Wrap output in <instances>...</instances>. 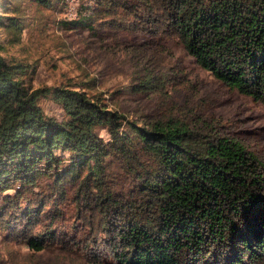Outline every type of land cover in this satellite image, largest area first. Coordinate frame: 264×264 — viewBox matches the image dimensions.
<instances>
[{
	"label": "trees",
	"instance_id": "trees-1",
	"mask_svg": "<svg viewBox=\"0 0 264 264\" xmlns=\"http://www.w3.org/2000/svg\"><path fill=\"white\" fill-rule=\"evenodd\" d=\"M22 1L0 0V227L33 250L64 246L70 206L74 243L102 244L116 264H264V155L209 127L129 120L83 91L35 88L34 66L8 49L28 24ZM60 24L176 40L264 105V0H85ZM161 85L149 75L136 91ZM47 98L62 120L46 114Z\"/></svg>",
	"mask_w": 264,
	"mask_h": 264
},
{
	"label": "rangeland",
	"instance_id": "rangeland-1",
	"mask_svg": "<svg viewBox=\"0 0 264 264\" xmlns=\"http://www.w3.org/2000/svg\"><path fill=\"white\" fill-rule=\"evenodd\" d=\"M84 1L53 0V9L21 2L29 13L28 24L21 43L8 49L12 59L34 66L35 88L83 91L129 120L174 119L209 127L264 155L262 103L224 87L176 40L154 42L141 32H90L59 25L73 21ZM8 37L0 30V41ZM149 75L166 86L137 92ZM41 105L49 116L64 118L65 111L52 99H43ZM73 209L65 208L66 224L59 227L67 236L64 246L33 250L0 227V264H116L102 244L86 250L74 243L81 230Z\"/></svg>",
	"mask_w": 264,
	"mask_h": 264
}]
</instances>
